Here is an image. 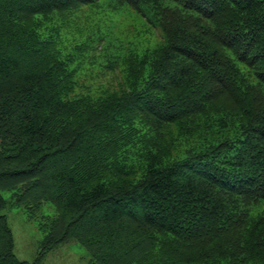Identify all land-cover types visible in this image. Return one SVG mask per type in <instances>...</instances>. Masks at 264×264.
I'll use <instances>...</instances> for the list:
<instances>
[{"label":"trees","instance_id":"16d2710c","mask_svg":"<svg viewBox=\"0 0 264 264\" xmlns=\"http://www.w3.org/2000/svg\"><path fill=\"white\" fill-rule=\"evenodd\" d=\"M95 1L0 0V264L68 240L96 264H264V0H115L161 40L65 45ZM101 40L113 87L79 78ZM13 205L43 232L32 260Z\"/></svg>","mask_w":264,"mask_h":264},{"label":"rangeland","instance_id":"374dc122","mask_svg":"<svg viewBox=\"0 0 264 264\" xmlns=\"http://www.w3.org/2000/svg\"><path fill=\"white\" fill-rule=\"evenodd\" d=\"M148 16V14L146 15ZM128 5H117L115 0H97L92 4L81 6L70 18V31L63 38L64 44H69V38L76 41L89 32L93 36L106 35L105 41L110 47L119 46L123 52L130 49L142 52L146 47H152L161 40L157 28ZM99 41L88 52L84 68L80 72L83 83L92 86L113 87L118 78V69L112 71L106 68L110 51L106 42ZM74 44V43H72ZM4 196L9 199L10 193ZM3 212L7 215L14 239V253L19 259L32 260L39 249L43 232L38 228L37 219L27 217L23 206H7ZM41 212L54 215L55 209L51 203H43ZM41 264H96L90 261L87 250L77 241L68 240L49 250Z\"/></svg>","mask_w":264,"mask_h":264}]
</instances>
